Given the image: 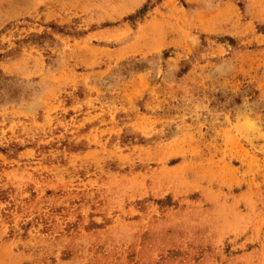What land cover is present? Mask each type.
Segmentation results:
<instances>
[{
  "label": "rangeland",
  "instance_id": "374dc122",
  "mask_svg": "<svg viewBox=\"0 0 264 264\" xmlns=\"http://www.w3.org/2000/svg\"><path fill=\"white\" fill-rule=\"evenodd\" d=\"M0 264H264V0H0Z\"/></svg>",
  "mask_w": 264,
  "mask_h": 264
},
{
  "label": "trees",
  "instance_id": "16d2710c",
  "mask_svg": "<svg viewBox=\"0 0 264 264\" xmlns=\"http://www.w3.org/2000/svg\"><path fill=\"white\" fill-rule=\"evenodd\" d=\"M146 9H147V6L145 5L143 8H141V9L137 12V15H135V16H138V15H140V14H143V12L146 11ZM131 18H133V16H132ZM37 37H38V38H42L43 36H37Z\"/></svg>",
  "mask_w": 264,
  "mask_h": 264
}]
</instances>
